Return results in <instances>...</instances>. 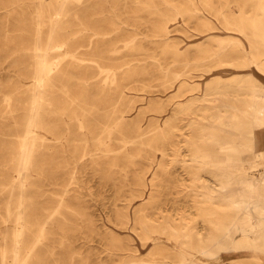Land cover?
I'll return each mask as SVG.
<instances>
[{"label": "rangeland", "instance_id": "1", "mask_svg": "<svg viewBox=\"0 0 264 264\" xmlns=\"http://www.w3.org/2000/svg\"><path fill=\"white\" fill-rule=\"evenodd\" d=\"M255 1L68 0L62 11L51 9L42 28L46 42L52 20L59 16L56 24L62 32L57 36L67 33L71 42L46 48L53 83L46 76L47 83L38 85V0H0V264L13 262L9 195L1 189L7 184L4 172L14 165L13 154L27 133L36 90L45 93V101L42 121L29 133L38 136L29 185L30 211L38 220L31 236L34 252L26 264H156L142 244L146 234L153 240L168 236L166 217H176L180 225L186 216L189 227L196 221L198 227L213 230L195 206L206 203L191 190L202 182L193 180V171L206 183L230 172L238 189L243 169L259 175L264 164L255 153L252 116L245 112L249 101L241 94L252 87L251 76L264 81V67L254 62L256 56L264 60V33L253 30L264 28V20L254 18ZM110 39L114 45L104 49ZM98 63L111 65L117 82H124L111 94V102L96 90L107 74ZM217 80H239L229 85L237 94L223 93L227 85L218 92L213 84ZM204 90L189 112H178L186 98ZM224 107L237 108L239 118L231 121L228 115L220 121L211 115ZM162 115L169 118L163 131L155 133H165L167 139L155 147L148 140L131 143L138 124ZM193 120L206 129L195 127ZM211 131L214 140H236L232 168L211 161L224 157L219 152L228 147L206 136L203 145L193 144L202 132ZM196 150L203 164L191 168ZM140 193L152 195L143 199ZM159 205L162 212H156ZM253 228L264 229V224ZM228 244H215V255L200 261L217 264L228 253L222 261L264 264V249H257L262 257L255 258V247L240 232Z\"/></svg>", "mask_w": 264, "mask_h": 264}, {"label": "bare ground", "instance_id": "2", "mask_svg": "<svg viewBox=\"0 0 264 264\" xmlns=\"http://www.w3.org/2000/svg\"><path fill=\"white\" fill-rule=\"evenodd\" d=\"M68 0H59V4H54V0H38L35 11V24L36 28L34 31L35 41L37 46V51L35 52L34 60V69L35 76L38 80L37 84L47 83L46 76L52 82V72L53 65L46 59L47 47H55L58 43L71 42V38L65 33L63 37L58 34L62 31L59 30L56 22L60 19L59 16H56L53 23L49 29V36L46 42L43 39V28L42 25L46 21V16L50 14L51 9L54 11H62L65 7V3ZM256 9L257 12L254 14L255 19L264 20V0H256ZM243 19V18H242ZM57 26V27H56ZM237 29L244 31L243 25H238ZM255 33H264V28H253ZM113 40L110 39L108 44L103 48L110 49L113 44ZM260 42L264 45V34L260 37ZM125 46L129 45V42L124 44ZM109 58V56H108ZM255 65L259 69H263L264 60L259 59L256 56ZM98 69L106 71L107 74L104 78V84L99 85L96 88L97 92L100 94L101 99L111 102V94H115L119 90V85L123 84L117 82V73L114 71V68L111 65L104 67L103 64H97ZM251 82L253 83L252 87L247 91H242L244 96L248 99V104L246 106V114H251L252 120L254 122L253 131L254 135L258 138V148L255 153L261 157V160L264 163V81L261 80L258 75L251 76ZM114 83L113 87H106L108 83ZM240 82L239 80H217V83L214 84V88L218 92H222L220 89L221 86H228L223 90V93L230 95H236L230 84ZM220 87V88H219ZM220 89V90H219ZM203 92V91H202ZM207 91L204 90L201 94L192 95L186 98L184 102L178 108V112H189L193 108V102L199 99L201 96H205ZM45 101V93L42 90H36L32 99V108L28 115L26 135L20 140L19 146L16 152L13 154L14 165L10 168L5 169L4 179L7 181V184L1 189L5 188L8 190L9 198L7 199L6 212L7 218L13 222L12 234L10 241V250L13 256L12 264H23L21 261H24L25 264L30 260L34 252V243H31L32 231L34 230L35 225L37 224V218H32V213L30 211V200H29V185H30V176L31 171L30 167L33 164L35 146L38 136L30 132L33 125H40L42 121L41 109ZM237 109V108H236ZM236 109L229 108H218V113L211 114L214 118L222 121L225 117L229 115L227 119L234 121L239 118V112ZM165 115H162L160 118L155 116L152 121L142 122L137 125L136 132L133 134V139L131 143H141L144 140H148V143L151 146H156L160 142H163L167 139V135L164 133L159 136L155 133L157 130L163 131V124L167 120ZM76 119L81 121V118L77 115ZM110 119V118H109ZM118 122V121H116ZM195 127L204 130L206 129L204 124H197L196 121ZM80 125H83L80 122ZM120 125V124H119ZM115 128V125L111 126L108 130L111 134L112 130ZM207 134V135H206ZM204 136L207 137L212 143L215 141L217 145L228 147V149L220 151L219 153H224L225 156L217 158L211 157L212 163H215L220 168L221 163H228L227 168H232L231 163L236 159V149L237 142L236 140L230 141H219L214 140L215 134L213 131L210 133L202 132L199 136L198 142H193L196 146L203 145ZM215 154V153H214ZM230 154L231 156H229ZM213 155V154H212ZM197 150L193 152V157L191 158L190 165L191 168H197L203 164L204 159H200ZM184 162L187 159H183ZM208 161V160H207ZM240 187L236 188V182L234 181V175L230 172H221L215 177L207 178V183L202 178L201 174H198L196 171H193V180H201L202 182L197 184L194 183L191 187L195 195H202L204 197L203 201L206 203L203 206L195 204L196 208H201L203 210V219L207 220L212 225L211 228L206 231L204 227H198L196 221L190 226V221L186 216H183V222L178 225L175 222V218L166 217V232L168 236L166 238H161L153 240L149 234L144 236L143 246L145 250L154 257V262L156 264H214V262H202L200 259L204 257H213L216 253L215 244H224V246H229L228 242L232 239L235 233L240 232L242 239L245 242L252 244L255 249L252 251V254L255 258H261V253L257 249H264V229L253 228L255 225L264 224V164L262 166V171L259 175L250 174L246 170L241 172ZM18 188V194L16 195V200L14 199V192ZM200 187V188H199ZM151 193L148 195L146 193H140L138 196L143 199L151 197ZM156 212H162L164 209L163 206H156ZM218 212L225 214V217H215ZM197 218V216H196ZM42 231L45 229V224L41 226ZM211 231L210 233H208ZM8 242V241H6ZM169 248L168 246H172ZM249 246V245H248ZM228 255V253L221 255L219 263L217 264H236L240 263L239 258H231L227 261H222L221 259ZM111 256V255H110ZM169 258V259H164ZM221 260V261H220ZM5 258L3 256V263ZM217 262V261H216Z\"/></svg>", "mask_w": 264, "mask_h": 264}]
</instances>
